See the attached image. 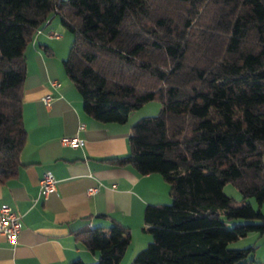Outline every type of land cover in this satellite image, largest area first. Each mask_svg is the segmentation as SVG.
Segmentation results:
<instances>
[{
  "label": "trees",
  "instance_id": "trees-1",
  "mask_svg": "<svg viewBox=\"0 0 264 264\" xmlns=\"http://www.w3.org/2000/svg\"><path fill=\"white\" fill-rule=\"evenodd\" d=\"M51 16L71 34L61 66L87 116L124 123L161 105L130 126L124 156L103 160L168 185L169 203L144 206L150 240L131 264H264L254 244L233 246L264 234V0H0V184L26 141L24 51ZM107 221L70 230L91 264L120 263L131 240Z\"/></svg>",
  "mask_w": 264,
  "mask_h": 264
},
{
  "label": "crops",
  "instance_id": "crops-1",
  "mask_svg": "<svg viewBox=\"0 0 264 264\" xmlns=\"http://www.w3.org/2000/svg\"><path fill=\"white\" fill-rule=\"evenodd\" d=\"M60 24L51 16L24 51L26 74L20 109L26 141L18 156L17 174L0 184V206L6 204L20 216L22 229L14 245L0 235V264H68L75 259L94 263L97 253L75 242L70 230L86 223L107 226V218L131 233L118 263L127 264L124 259L143 249L150 239L141 229L144 206L167 204L168 185L159 174L141 175L130 166L121 168L103 161L127 153L129 129L136 120L128 116L124 123L107 124L85 114L82 99L61 66L71 34ZM52 32L58 37H52ZM47 95L52 101L44 107L42 100ZM75 135L82 139L81 147L60 145L63 137ZM45 172L53 175L56 189L43 199L38 196V179ZM94 186L99 189L87 194ZM135 235L141 236L132 244ZM237 242L242 247L254 244L253 259L264 262V234H249Z\"/></svg>",
  "mask_w": 264,
  "mask_h": 264
},
{
  "label": "built area",
  "instance_id": "built-area-1",
  "mask_svg": "<svg viewBox=\"0 0 264 264\" xmlns=\"http://www.w3.org/2000/svg\"><path fill=\"white\" fill-rule=\"evenodd\" d=\"M52 37H58V34L55 32L51 33ZM51 85L57 87L59 86L58 82L51 81ZM52 101V97L47 95L42 100V105L44 107L49 106V103ZM78 129L82 128V125L77 127ZM61 146L76 148L81 147L83 141L77 135L72 137H63L59 140ZM53 175L50 172H45L38 179L39 192L38 196L46 199V197L56 189L55 180L53 179ZM99 189V186H94L89 188L86 193L91 194ZM22 229V224L20 223V216L13 212L8 205L3 204L0 206V235L9 245H14L17 243L18 233Z\"/></svg>",
  "mask_w": 264,
  "mask_h": 264
},
{
  "label": "rangeland",
  "instance_id": "rangeland-1",
  "mask_svg": "<svg viewBox=\"0 0 264 264\" xmlns=\"http://www.w3.org/2000/svg\"><path fill=\"white\" fill-rule=\"evenodd\" d=\"M161 108V105H160V103H157L156 101H150V102H147V103H145V105H143L141 108H139V109H137V110H135V111H133V112H131L130 114L131 115H128V116H130V118H132V119H134V120H136L137 121V119H139V118H142V117H146V116H154V115H156L158 112V110ZM261 160H262V163H264V156H263V158H261ZM222 191L225 193V195H227V196H230L231 198H233V199H235V200H238L239 201V199H240V197H241V195L240 194H238V191L237 190H235L230 184H226V185H224L223 186V188H222ZM170 202V200H168V203ZM136 234V233H135ZM140 236L141 235H135V237H134V240H132V244H135V243H137L138 242V238H140ZM148 237L150 238V235H148ZM150 240V239H149ZM242 243L240 244V243H238V242H236V243H234L233 244V246H240V248L242 247ZM133 248V247H132ZM130 249V248H129ZM128 249V250H129ZM135 249H137V248H135ZM139 249V248H138ZM136 251V252H135ZM139 251V250H138ZM137 250H134V252L133 253H137L138 252ZM133 254H131L130 256H129V258L130 259H124V261H127V264H131V262H132V260H133V256H132Z\"/></svg>",
  "mask_w": 264,
  "mask_h": 264
}]
</instances>
